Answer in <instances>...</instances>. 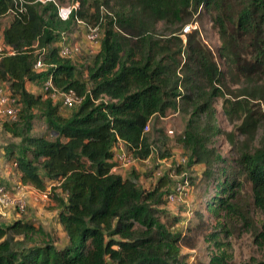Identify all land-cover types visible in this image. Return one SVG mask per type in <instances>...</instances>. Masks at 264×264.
Wrapping results in <instances>:
<instances>
[{
    "label": "trees",
    "instance_id": "16d2710c",
    "mask_svg": "<svg viewBox=\"0 0 264 264\" xmlns=\"http://www.w3.org/2000/svg\"><path fill=\"white\" fill-rule=\"evenodd\" d=\"M56 1L77 4L68 20L50 2L21 0L20 12L19 0H0V18H9L0 31L12 51L0 58V83L19 107L16 121L1 128L18 140L5 147L12 171L21 185L48 191L63 238L20 217L0 221V264H232L231 239L250 234L263 244L264 0ZM204 16L218 30L214 53L191 41L197 30L183 32ZM77 21L101 34L94 53L85 42L81 70L55 47ZM46 80L80 104L51 98ZM219 99L228 121H239V142L217 126ZM254 104L263 105L258 114ZM168 111L185 117L174 142L187 167L200 168L195 223L166 208L176 183L168 172L144 186L135 168L112 171L120 144L135 162L175 164L160 119ZM38 120L44 131L35 133ZM198 239L206 261L183 251Z\"/></svg>",
    "mask_w": 264,
    "mask_h": 264
},
{
    "label": "rangeland",
    "instance_id": "374dc122",
    "mask_svg": "<svg viewBox=\"0 0 264 264\" xmlns=\"http://www.w3.org/2000/svg\"><path fill=\"white\" fill-rule=\"evenodd\" d=\"M62 4L68 5L69 1H65ZM9 21L8 17L0 18V27L5 26ZM188 31L186 33H190L194 30H197V34L191 35V41L197 42L200 44L202 48L205 50H208L210 52H215L216 49L220 47V40H219V34L218 30L211 24L209 17L204 16L201 19V22L198 26V24H190L187 25ZM185 27V28H186ZM184 28V29H185ZM183 29V32H184ZM83 36V29L77 28V30L67 36V41L71 43L72 45H76L79 47V53L72 57L74 64L76 67L81 70V66H83L85 63L83 62L82 57L86 55L85 53V44L82 40ZM183 41L185 42L186 39L184 36H182ZM221 65V64H220ZM222 66V65H221ZM228 85L230 88L234 89L235 86L233 83L228 80ZM221 99L217 101L216 108H217V126L220 127L221 130H225L226 132H233V138L234 141H240L241 138L238 135V133L235 132L234 126H237L239 124V121L237 119H233V122H229L226 116L224 115L222 109H221ZM253 112L255 114L259 113V110L263 108V105L261 104V107L258 106V104H254L251 107ZM173 113L171 111H168L166 114V120L161 123V126L165 131L172 130L174 133V137L171 136V147L173 150V159H180L184 157V153L180 147H178L174 140L175 137L178 136L184 128L185 123V117L181 115H172ZM7 121V120H6ZM1 125L3 123V120L0 119ZM34 132L39 133L44 131V125L42 124L41 120H38L34 123ZM173 137V138H172ZM18 140L12 138L10 135L5 134L2 131V128L0 129V143H12L9 145H15L17 144ZM8 145V146H9ZM230 142L227 139L222 138L220 141V149L223 154L228 155L231 151ZM14 147V146H13ZM6 161V162H5ZM3 163L0 165V182L4 184L7 187V182L3 178V173H6V177L8 179H11L15 176L12 174V166L11 164L6 160V156L4 154L3 156ZM135 168L141 175H142V185L147 186L150 182H155V180L162 175V172H165L166 166L158 162V160H155L153 157L150 158L145 163L141 162H134L128 169ZM179 170V171H178ZM200 168L195 167H187L186 164L183 166H179L175 168V174L173 180H175L176 183H187L186 186V194L182 198V200L176 204H172L170 206L174 207L171 211H177V212H191L194 209H197L199 203H200V195L198 192L197 187V177L199 175ZM120 174H124L122 171ZM34 203L38 204L39 207H31L29 204H27L26 210L23 214L19 215L18 218L31 220L32 223H34L35 226H41L49 233L57 235L58 238L62 239L63 233L61 231V228L59 224L57 223V220L53 213H51L48 210V201L38 200L34 201ZM166 204V208L168 209V206ZM170 210V209H169ZM14 213V215H10L12 217H16L15 211H9L6 215ZM45 214V216H43ZM33 216V218H30ZM187 218V217H186ZM189 221L191 223H195V219L192 218V215L189 217ZM10 218L6 217H0V221L2 223H6ZM206 244H202L201 240H197V247L195 250H187L183 249L184 252L189 253H196L197 256L200 257L201 260L206 261V251H205ZM231 254H232V264H241L244 262H248L250 260H264V243L263 244H257L254 240V237L250 234H243L239 239H231Z\"/></svg>",
    "mask_w": 264,
    "mask_h": 264
},
{
    "label": "built area",
    "instance_id": "2783aa9c",
    "mask_svg": "<svg viewBox=\"0 0 264 264\" xmlns=\"http://www.w3.org/2000/svg\"><path fill=\"white\" fill-rule=\"evenodd\" d=\"M41 4L52 3L56 8L57 17L61 21H66L69 19L72 11L76 9L77 4H60L56 0H36ZM20 6L19 11L22 12L21 0H19ZM10 13V12H9ZM8 13V14H9ZM77 24L83 29V38L89 48V53L92 54L98 48L100 44V30L97 27H91L84 24L81 21H77ZM188 27L184 29V32L188 31ZM55 47L58 49V52L61 56L72 58L73 56L79 53V47L72 45L67 41V37L62 36L61 40L55 44ZM12 54V51L8 46L4 45L2 33L0 31V58L3 55ZM44 54V51H41V55ZM34 69L38 70L43 67L41 56L36 58V61L33 64ZM44 91L49 93L51 98H55L57 95L60 96L64 106L71 108L77 104H80L81 97L77 96L73 91L58 92L56 88L52 85L51 80H46L43 84ZM19 112V107L14 98L9 96V91L5 83H0V119L3 121L13 122L16 121L17 115ZM172 115H177V112H174ZM163 121L165 117L160 118ZM150 120L145 124L143 132L147 133L149 131ZM169 137L173 136L174 133L172 130L166 131ZM115 161L116 164L112 167L113 172L124 171L128 169L135 160L125 151L123 145L120 144L115 150ZM148 161V160H146ZM144 161V162H146ZM160 165L166 166L165 172H168L169 177L174 178L175 168L177 166L185 164V159L180 158L176 159L175 164L172 160H158ZM164 172V171H163ZM24 185H16L14 188H8L2 182H0V217H6L7 212L15 211L16 215L19 216L23 214L26 210L27 203L22 195H20V189ZM187 183H175L172 190L165 195V203L167 205H172L180 202L186 194ZM27 189H32L35 192L38 200L48 201V191L40 192L34 188H29L30 186H25ZM192 215L191 212H188L187 217L189 218Z\"/></svg>",
    "mask_w": 264,
    "mask_h": 264
},
{
    "label": "crops",
    "instance_id": "0c3cea01",
    "mask_svg": "<svg viewBox=\"0 0 264 264\" xmlns=\"http://www.w3.org/2000/svg\"><path fill=\"white\" fill-rule=\"evenodd\" d=\"M83 42H84V44H85V41L83 40ZM35 91H38V88H36L35 89ZM0 129H1V122H0ZM5 147H6V143H0V165L3 163L2 161H3V156H4V154H5ZM7 160V159H6ZM6 162V161H5ZM8 163V162H7ZM141 163H145V162H141ZM162 166V165H161ZM12 171V170H11ZM123 171V170H122ZM126 171V169L123 171V172H125ZM12 174H13V176H15V177H13V178H11V179H8L7 177H6V173H3V178H4V180L7 182V187L8 188H14L16 185H21V183L19 182V180H18V174L16 173V172H14V171H12ZM123 175H125V173L123 174ZM29 188H33V187H29ZM20 195H22L23 196V198L25 199V201H26V203L27 204H29L31 207H39V205L38 204H36V203H34V201L36 202V201H38V199H37V197H36V194H35V192H33V190L32 189H27L25 186H23L21 189H20V193H19ZM167 207V206H166ZM168 209H170V210H173L174 209V207H172V206H168ZM187 214H188V212L186 211V212H181V215H182V217H187ZM10 215H14V213L12 212L11 214H8L7 215V218H10L8 221H11L12 219H14V218H18V216H16V217H12L11 218V216ZM43 216H45V214H43ZM30 218H33V216H31ZM30 220V219H29ZM7 221V222H8ZM62 238H63V236H62Z\"/></svg>",
    "mask_w": 264,
    "mask_h": 264
},
{
    "label": "clouds",
    "instance_id": "9594fccd",
    "mask_svg": "<svg viewBox=\"0 0 264 264\" xmlns=\"http://www.w3.org/2000/svg\"><path fill=\"white\" fill-rule=\"evenodd\" d=\"M167 134V133H166Z\"/></svg>",
    "mask_w": 264,
    "mask_h": 264
}]
</instances>
